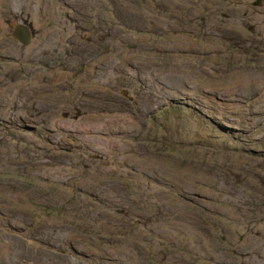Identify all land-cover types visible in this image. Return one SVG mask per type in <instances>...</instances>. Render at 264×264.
Returning <instances> with one entry per match:
<instances>
[{
	"label": "rangeland",
	"instance_id": "obj_1",
	"mask_svg": "<svg viewBox=\"0 0 264 264\" xmlns=\"http://www.w3.org/2000/svg\"><path fill=\"white\" fill-rule=\"evenodd\" d=\"M29 1L0 0V264H264V0H60L92 30L27 56Z\"/></svg>",
	"mask_w": 264,
	"mask_h": 264
},
{
	"label": "flooded vegetation",
	"instance_id": "obj_2",
	"mask_svg": "<svg viewBox=\"0 0 264 264\" xmlns=\"http://www.w3.org/2000/svg\"><path fill=\"white\" fill-rule=\"evenodd\" d=\"M51 1H52L51 5L48 3L45 6V8L47 10H44L43 5L45 3L43 4V2H41V5H39L38 8H36V5H37L36 3L29 4V6H30V8H29V14H30L29 18H32V17L35 16L36 18L38 17L37 19L42 18V17L44 19H53L51 21H55L56 22V24L51 26V28L54 30L53 34L59 33V34H62V35H45V36H43L41 31H35L31 26H29V29H30L29 43L32 40V38H34L37 35H42L43 38H45L47 36L58 37L61 40L67 42V43L70 42V41L74 42V39H72V37H71V34L73 32L78 31L79 33H82V31H84V32L89 33V31L92 30V27L90 26V24L92 25L91 20L88 18L87 22H86L87 25H84V22H83L84 14H83V12L80 10V8L77 5H76L75 9L71 10L70 9L71 6L69 4H66L65 2H61L60 0H51ZM66 10H67L68 16L72 17L76 24H74V23L71 24L70 21L67 22L65 20V18L62 19V13L63 12L65 13ZM31 14H32V16H31ZM96 24H97V22H96ZM64 25L70 30L69 32L65 30ZM55 27H56V30H55ZM16 28L17 27H13L8 34L10 35V34H13V33H17L18 29H16ZM43 32H45L46 34H50L51 33V31H47L46 32L44 30H43ZM85 37H87V35H85ZM67 43H66V45L64 47L69 46V44H67ZM73 45H74V43H73ZM64 47L63 46H62V48H56L55 47L53 49V51H51L50 53H53L55 55V54L59 53L57 51L62 50ZM86 50H87L88 56L92 57V59H94L95 62H99L100 61L99 58L94 56L93 53L89 49H86ZM75 51L78 52V50H75ZM140 53H142V52H140ZM32 55H30V56H32ZM66 62H68L67 59H65L64 63H66ZM65 74H66V72H65ZM114 74H115L114 71H112V72H110L109 75L114 77ZM105 80H106L105 78L101 79V81H105ZM127 96H129V94H127ZM147 100H148L147 98L142 99L140 101V104L146 103ZM110 103L115 104L116 102L115 101H110ZM67 112H69V111H67ZM86 132H88V131H86ZM96 145H98V144H96Z\"/></svg>",
	"mask_w": 264,
	"mask_h": 264
},
{
	"label": "bare ground",
	"instance_id": "obj_3",
	"mask_svg": "<svg viewBox=\"0 0 264 264\" xmlns=\"http://www.w3.org/2000/svg\"><path fill=\"white\" fill-rule=\"evenodd\" d=\"M185 1V0H184ZM41 2H43V4L45 3V0L44 1H42V0H37L35 3L37 4L36 5V8H38L39 7V5H41ZM16 3V5H15V9H20L19 8V2H15ZM204 3V2H203ZM29 4H34L33 2H28L27 3V5H29ZM67 4V3H66ZM93 5H96V3H92ZM183 4V3H182ZM188 4V3H187ZM253 4V3H252ZM169 5H170V3H169ZM174 5V4H173ZM191 5V4H190ZM10 6H11V8H13L14 7V3L13 4H10ZM9 6V7H10ZM180 6V5H179ZM178 6V7H179ZM209 6V5H208ZM212 6V8L214 7V6H216V5H211ZM263 7H264V4L262 5ZM166 7V6H165ZM176 7H177V5H176ZM182 7H184V6H182ZM191 7H193V6H191ZM252 7V6H251ZM8 8V7H7ZM24 8V7H23ZM164 8V7H163ZM171 8H175V6H172ZM237 8V7H236ZM169 9V8H168ZM197 9V8H196ZM232 9H234V8H232ZM239 9H240V7H239ZM264 9V8H263ZM21 10V9H20ZM210 10V9H209ZM213 10V9H212ZM176 11V10H175ZM178 11H179V9H178ZM237 11V10H236ZM243 11V10H242ZM254 11H255V13L256 14H254V15H257L256 17H258V16H260L258 19L259 20H263L264 21V10H255L254 9ZM14 12H16V11H14ZM202 12V11H201ZM241 12V11H240ZM16 13H18V11L16 12ZM23 13V12H22ZM171 13V12H170ZM175 14V13H174ZM189 14V13H188ZM195 14V13H194ZM18 15V14H17ZM192 15V14H191ZM247 15V14H246ZM11 16V15H10ZM14 16V15H13ZM239 16V15H238ZM249 16V15H248ZM252 17V16H251ZM253 18L254 20L255 19H257V18ZM186 18V17H185ZM189 18H191L190 16H189ZM246 18V17H245ZM31 20H26L27 21V23L28 22H30V25L29 26H31L35 31H38L36 28H40V26H41V24L39 23L40 22V20L39 19H37L35 16L34 17H32V18H30ZM232 19V18H231ZM187 20V19H186ZM252 20V19H251ZM19 21H21V22H23V23H21V22H18L17 24H16V26L14 25L13 27H17V26H21V25H23L24 24V21H25V19L23 18H20L19 19ZM193 21V20H192ZM233 20H231V22H232ZM97 22V21H96ZM206 22V21H205ZM210 22V21H209ZM229 22V21H228ZM260 22H262V21H260ZM11 23V22H10ZM37 23H39V24H37ZM157 23V22H156ZM192 23V22H191ZM200 23V22H199ZM226 23V22H225ZM237 23H238V21H237ZM43 24V23H42ZM97 24H98V22H97ZM178 24H180V23H177V25ZM194 24H196V23H194ZM264 24V23H263ZM144 25V24H143ZM5 26V25H4ZM242 26V25H241ZM12 27V28H13ZM26 27V29H27V33H25L27 36H28V40H27V42L24 44L22 41H20V40H18V39H16V37H15V35H18V33H19V31H17V33H13L11 36L13 37V38H15L17 41H19V43H21V45H24V46H26L25 48H24V50H26V52L28 53L27 54V56L28 55H32L33 53H41V50L42 49H46V50H49L50 52L51 51H53V49L55 48V47H57V48H62V46H63V44L62 43H67V42H65V41H63V40H61L60 38H58V37H54V36H47V37H45L46 38V40L45 41H41L39 38H37V37H34V38H32V40L30 41V43H29V39H30V29H29V27H27V26H25ZM169 27V26H168ZM224 27V26H223ZM230 27V26H229ZM11 28V29H12ZM64 28H65V30L66 31H70L65 25H64ZM149 28H151V27H149ZM221 28V27H220ZM11 29H10V31H11ZM153 29V28H152ZM172 29V28H171ZM9 30L8 31H3V33L5 32L6 34H8L9 32H10ZM83 33H80L81 35H83V34H85V35H88V33L87 32H84V31H82ZM213 32V31H212ZM229 32H230V30H229ZM237 32V31H236ZM2 33V34H3ZM221 33H224V32H221ZM1 34V35H2ZM170 34V33H169ZM217 34V33H216ZM42 35L43 36H45V35H62V34H59V33H56V34H46L45 32H42ZM68 35V34H67ZM148 35H149V33H148ZM224 35V34H223ZM140 36V35H139ZM142 36V35H141ZM162 36V35H161ZM127 37V36H126ZM167 37V36H166ZM152 38H153V36H152ZM155 38V37H154ZM160 38V37H159ZM44 39V38H43ZM118 39H120V38H118ZM124 39V38H123ZM122 39V40H123ZM126 39V38H125ZM143 39V38H142ZM148 39V38H147ZM150 39H151V37H150ZM156 39V38H155ZM178 39V38H177ZM234 39V38H233ZM121 40V41H122ZM182 40V39H181ZM113 41V40H112ZM116 41V40H115ZM120 41V40H119ZM124 41V40H123ZM131 41V40H130ZM129 42V41H128ZM128 42H127V44H128ZM132 42V41H131ZM131 42H129V43H131ZM139 42H140V40H139ZM105 43H108V42H105ZM152 43V42H151ZM151 43H149L150 45H151ZM155 43V42H154ZM160 43V42H159ZM158 43V44H159ZM162 43V42H161ZM178 43V42H177ZM176 43V44H177ZM56 44H58V46H55ZM109 44V43H108ZM111 44H113V43H111ZM115 44V43H114ZM120 44V43H119ZM122 44V43H121ZM137 44V43H136ZM125 45V44H124ZM128 45H130V44H128ZM134 45V44H133ZM141 45V44H140ZM143 45V44H142ZM161 45V44H160ZM170 45V44H169ZM182 45V44H181ZM109 46V45H108ZM138 46V45H137ZM110 47V46H109ZM146 47V46H145ZM149 47V46H148ZM114 48V47H113ZM116 48V47H115ZM142 48H144V47H142ZM154 48V47H153ZM22 49V48H21ZM174 49H176V48H174ZM24 50H23V52H24ZM112 50V49H111ZM119 50V49H118ZM122 51V50H121ZM137 51L138 52H143V50L142 49H140V47H139V49H137ZM117 52V51H116ZM120 52V51H119ZM118 53V52H117ZM114 54V53H113ZM87 58V57H86ZM92 58V57H91ZM84 59V58H83ZM84 61V60H83ZM51 62V61H50ZM30 74V73H29ZM252 76V75H251ZM60 77V76H59ZM62 77V76H61ZM60 77V78H61ZM166 77H168V76H166ZM179 79H180V76H177ZM241 77V76H240ZM248 77H250V76H248ZM254 77V76H253ZM170 78V77H169ZM178 78H177V80H174L175 82H178L179 80H178ZM244 80V79H243ZM170 82V81H169ZM180 83V82H179ZM172 84V83H171ZM181 85V84H180ZM177 86V85H176ZM178 87V86H177ZM130 93H132V91H129V95H130ZM17 95V92L15 93V96ZM151 99V98H150ZM150 101V100H149ZM153 102V101H152ZM160 102V101H159ZM157 104V103H156ZM162 104V103H161ZM154 105V104H153ZM159 108V107H158ZM160 110V109H159ZM222 112V111H221ZM21 114V113H20ZM14 115V114H13ZM22 115V114H21ZM20 116V115H19ZM15 117H17V115L15 116ZM22 117V116H21ZM24 117V116H23ZM22 117V118H23ZM25 120V119H24ZM14 121V120H13ZM56 127V126H55ZM240 136V135H239ZM50 137H51V135H50ZM53 138H55V137H53ZM55 139H57V138H55ZM98 147L100 148V150L104 153L105 151L102 149V147H100L99 145H98ZM98 149V148H97ZM99 150V149H98ZM107 152V151H106ZM102 154V153H101ZM152 160V159H151ZM151 162V161H150ZM153 162V161H152ZM42 163V162H41ZM34 165V164H33ZM33 167V166H32ZM37 167V166H36ZM39 168V167H38ZM46 168V167H45ZM59 168V167H58ZM41 169V168H40ZM51 169V168H50ZM57 169V168H56ZM60 169V168H59ZM35 170V169H34ZM41 170H43V169H41ZM106 170V169H105ZM108 170H110V169H108ZM57 171V170H56ZM69 171V170H68ZM38 172V171H37ZM55 172V171H54ZM70 173V172H69ZM45 173H43V175H44ZM103 174V173H102ZM126 174V173H125ZM36 175H38V174H36ZM56 175V174H55ZM64 175H65V173H64ZM51 176V175H50ZM58 176V175H57ZM54 177V176H53ZM60 177H61V175H60ZM71 177V176H70ZM92 177V176H91ZM48 178V177H47ZM51 178V177H50ZM104 178V177H103ZM57 179V178H56ZM99 179V178H98ZM58 180H61L60 178L58 179ZM76 180V179H75ZM83 180V179H82ZM91 180V179H90ZM66 181V180H65ZM83 182V181H82ZM81 183V182H80ZM84 183V182H83ZM182 187H184V186H182ZM152 190V189H151ZM107 191V190H106ZM146 191V190H145ZM30 194V193H29ZM16 199L19 201V199L21 198V197H24V198H26V195H25V193H21V192H16ZM105 195V194H104ZM158 196V195H157ZM14 197V196H13ZM160 197V196H159ZM12 198V197H11ZM106 198H107V196H106ZM161 198V197H160ZM28 199H29V197H28ZM104 199H105V197H104ZM163 199V198H162ZM165 199V198H164ZM105 200H107V199H105ZM162 201V200H161ZM29 202V201H28ZM29 204V203H28ZM16 205V204H15ZM21 205V204H20ZM1 206V205H0ZM17 206V205H16ZM108 209V208H107ZM29 210V209H28ZM106 210V209H105ZM25 211V210H24ZM3 214V213H2ZM103 214V213H102ZM100 216H101V214H100ZM102 216H104V214L102 215ZM4 217V216H3ZM2 218V217H1ZM0 218V219H1ZM6 218V217H5ZM4 218V219H5ZM99 218V217H98ZM101 219V218H100ZM106 219V218H105ZM1 221V220H0ZM5 221H7V220H5ZM108 221V220H107ZM102 222V221H101ZM1 223V222H0ZM48 223H50V222H48ZM104 223V222H103ZM105 223H106V221H105ZM102 224V223H101ZM45 226V225H44ZM99 226V225H98ZM2 228V227H1ZM11 229V228H10ZM19 231V230H18ZM42 232V231H41ZM40 232V233H41ZM55 232V231H54ZM24 233V232H23ZM29 233V232H28ZM18 234V233H17ZM21 235H23L24 237H27L28 235L27 234H21ZM59 235V234H58ZM21 237V236H20ZM29 237V236H28ZM23 239V238H22ZM25 240V239H24ZM3 241V240H2ZM31 243V242H30ZM258 243V242H257ZM256 243V244H257ZM50 244V243H49ZM52 244V243H51ZM8 249V247H6V245H5V243L3 244L1 241H0V255H2V254H5L6 253V250ZM108 251V250H107ZM19 252V251H18ZM102 253V252H101ZM107 253V252H106ZM94 254V253H93ZM96 254V253H95ZM98 254H99V252H98ZM108 255V254H107ZM109 255H110V253H109ZM100 256V255H99ZM103 256V255H102Z\"/></svg>",
	"mask_w": 264,
	"mask_h": 264
},
{
	"label": "water",
	"instance_id": "obj_4",
	"mask_svg": "<svg viewBox=\"0 0 264 264\" xmlns=\"http://www.w3.org/2000/svg\"><path fill=\"white\" fill-rule=\"evenodd\" d=\"M16 29L19 31L18 35H15L16 39L22 41L25 44L28 40V36L25 34L27 33L25 25H19Z\"/></svg>",
	"mask_w": 264,
	"mask_h": 264
}]
</instances>
